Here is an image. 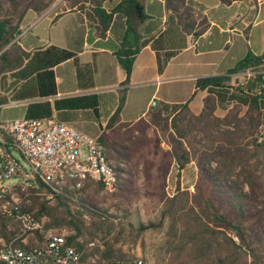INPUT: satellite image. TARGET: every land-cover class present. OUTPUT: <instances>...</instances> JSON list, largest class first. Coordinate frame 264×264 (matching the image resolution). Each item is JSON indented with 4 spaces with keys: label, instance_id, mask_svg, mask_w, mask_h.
Listing matches in <instances>:
<instances>
[{
    "label": "trees",
    "instance_id": "trees-1",
    "mask_svg": "<svg viewBox=\"0 0 264 264\" xmlns=\"http://www.w3.org/2000/svg\"><path fill=\"white\" fill-rule=\"evenodd\" d=\"M0 0V77L9 75L12 83L29 80L27 90L17 93V99L40 98L27 103L24 116L28 118L52 117L53 109H91L98 115L99 95L80 94L53 99L56 81L53 67L67 59H73L77 76L87 78L92 85V69L80 66L76 53L59 46L39 47L33 52L24 50L14 38L20 33V23L27 9L38 13L47 9L53 0ZM104 0H70V6L83 8L91 3L90 18L96 21V29L101 36L111 24L123 19L124 30L113 51L117 62L125 71L122 84L130 79L136 55L145 45L141 26L148 18L144 0H118L109 10ZM166 10L176 18L182 31L192 33L196 17L191 11L189 0H164ZM230 4L237 0H220ZM200 34L206 26V19L199 21ZM171 54L164 58L157 54L158 70L161 71ZM247 69H264V51L254 54L249 50L225 74L198 77L195 90L205 91L202 108L193 113L189 107L192 96L177 103L161 102L155 110H149L146 117L130 122H120V112L124 103L125 90L119 94L118 104L108 118L104 129L98 135L108 158L117 155L118 146L126 134V143H131L132 134L143 138L152 128L166 133L173 160L178 170H182L191 160H195L197 180L194 192L180 190L179 174L176 193L167 197L157 221L139 222L138 233L159 228L166 217L173 224L180 223L177 234L179 250L188 249L191 258L201 264H264V73H256L245 83L232 84L231 76ZM80 79V78H79ZM81 85V84H80ZM13 89H10L12 94ZM15 95V94H14ZM8 96L0 89V105L8 102ZM231 106L223 116H217V107ZM152 109V108H151ZM129 147L126 145V157ZM118 179L119 172L118 168ZM259 170V175L254 170ZM118 183V182H117ZM116 183V185H117ZM87 181L80 189L64 188L61 193L53 192L43 182L37 180L36 188L28 186L31 192L45 189L56 198L54 206L44 202H33L38 206L36 217L46 214L51 221L47 226L65 225L74 230L67 241L81 249L83 244L76 241L85 229L83 221L71 213V203L86 207L87 200L81 196ZM99 187H103L101 183ZM244 186H247L245 189ZM85 203V204H83ZM22 209L31 211L29 208ZM81 214V212H78ZM33 214V213H32ZM34 215V214H33ZM34 215V217H35ZM35 217V218H36ZM38 219V218H37ZM0 235L8 237L3 215H0ZM106 250L102 257L111 260V252ZM251 260H242L243 255Z\"/></svg>",
    "mask_w": 264,
    "mask_h": 264
},
{
    "label": "crops",
    "instance_id": "crops-1",
    "mask_svg": "<svg viewBox=\"0 0 264 264\" xmlns=\"http://www.w3.org/2000/svg\"><path fill=\"white\" fill-rule=\"evenodd\" d=\"M69 1L53 0L40 13L27 9L16 42L28 52L49 45L66 48L76 53L80 66L91 67V86L86 84L87 78L82 74L78 78L72 58L53 67L57 92L49 97L51 102L53 99L80 94L99 95L98 115L93 114L91 109H53L52 117L70 122L80 129L98 128L102 131L123 89L127 92L130 87L146 83L154 85L152 99L167 103L184 102L185 99L161 97V85L169 81H189L191 92H194L196 78L225 74L249 50L257 55L264 51V0H237L230 4L220 0H189L196 25L194 31L188 34L182 31L176 18L166 10L164 0H144L148 18L142 24L141 32L146 43L134 59L129 82L122 84L125 71L113 51L124 30L123 19L119 18L117 24L112 23L105 35L101 36L96 29V21L89 15L92 6L85 3L83 8L76 5L71 7ZM41 16L30 32L24 30ZM201 18H205L207 23L198 34L196 30L202 27L199 24ZM168 53L171 55L159 71L157 54L164 58ZM197 92L204 97L205 91ZM176 93L177 90L169 92L173 96ZM20 104L22 110L19 116H24L27 103ZM124 107L125 97L120 122L132 123L146 117L148 111L147 106L138 115L125 118ZM201 108L202 105L199 111Z\"/></svg>",
    "mask_w": 264,
    "mask_h": 264
},
{
    "label": "rangeland",
    "instance_id": "rangeland-1",
    "mask_svg": "<svg viewBox=\"0 0 264 264\" xmlns=\"http://www.w3.org/2000/svg\"><path fill=\"white\" fill-rule=\"evenodd\" d=\"M3 1L7 6V2ZM117 1L104 0L102 5L104 4V7L109 10ZM88 5L92 6L91 3ZM41 18L42 16L25 27L24 30L30 32L34 24L39 22ZM16 38L17 36L13 41H16ZM261 70L264 71V69ZM253 71L256 70L249 69L247 72L233 74L230 82L232 84L245 83L254 76ZM29 80L32 81V79ZM29 80H18L12 83L9 75L0 77V89L3 94L8 96L10 89H13L12 94L8 96V102L0 105V121L21 115L22 105L20 103L40 99H17V93L27 90L30 84ZM160 88L159 95L170 100L185 99L186 101L193 94L189 81H169L163 83ZM153 89L154 85L146 83L130 87L125 92L124 117L132 118L147 108L149 101L152 100ZM172 90H177L175 96L169 94ZM202 95L197 92L192 96L189 102L192 111H199L202 105ZM205 95L206 92H204ZM156 102L157 106L149 110H155L161 103L158 99ZM230 107V105L217 107L215 114L223 116ZM80 130L94 136L101 133L98 128ZM261 133L264 135V125L261 127ZM123 137L118 146V151L115 152L117 155L109 158L120 170L115 188L105 190L95 183L85 185L81 196L87 200L86 204L83 203L86 207L79 205V203H71L69 206L71 213L76 214L85 226L82 234L76 239L77 242L83 244L81 247L83 258L98 262H110L140 257L146 264H201L191 258L188 249H178L180 242L177 239V234L181 226L179 222L173 224V220L169 216L165 218L163 225L159 228L147 229L140 233L136 231L139 222L146 223L149 220L157 221L159 219L165 199L176 193L178 174L180 190L194 192L197 180L195 160H191L179 171L172 158L166 133L160 130L150 128L143 138H138L137 131H134L131 143H126V134ZM126 145L129 147L127 157ZM254 171L256 175H259V170ZM36 183L37 179L32 180L26 183L23 191L17 192L19 206L25 209L31 208L30 212L34 215L38 206L34 204L32 197L35 196L37 202H44L47 206L56 204V198L45 189L36 192L27 189L28 186L36 188ZM244 187L247 189V186ZM0 215L2 214L0 213ZM3 219L8 237L5 238L0 235V244L13 241L18 245L32 246L41 242L49 230L52 232L64 231L67 236L74 234V230L65 225L47 226L51 219L46 214L36 217L37 220L43 222V229L34 232H24L17 222L4 216ZM107 247L111 252V260L101 256ZM242 260L249 261L251 258L244 254Z\"/></svg>",
    "mask_w": 264,
    "mask_h": 264
},
{
    "label": "built area",
    "instance_id": "built-area-1",
    "mask_svg": "<svg viewBox=\"0 0 264 264\" xmlns=\"http://www.w3.org/2000/svg\"><path fill=\"white\" fill-rule=\"evenodd\" d=\"M247 69L245 72H247ZM262 70L253 71L255 75ZM24 101L22 103H26ZM157 106L153 98L148 109ZM39 180L53 192L80 189L89 181L113 190L116 165L106 156L98 136L54 117L17 116L0 121V213L17 222L24 232L42 231L43 222L19 206L18 191ZM24 241V240H22ZM0 264H146L138 257L114 261L83 258V249L67 241V233L49 230L32 246L13 241L0 244Z\"/></svg>",
    "mask_w": 264,
    "mask_h": 264
}]
</instances>
